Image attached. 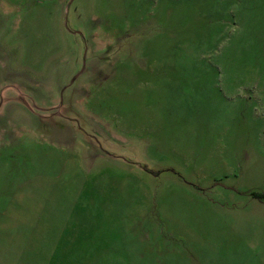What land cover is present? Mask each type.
Returning a JSON list of instances; mask_svg holds the SVG:
<instances>
[{
    "label": "rangeland",
    "instance_id": "rangeland-1",
    "mask_svg": "<svg viewBox=\"0 0 264 264\" xmlns=\"http://www.w3.org/2000/svg\"><path fill=\"white\" fill-rule=\"evenodd\" d=\"M0 99V264H264V0H0Z\"/></svg>",
    "mask_w": 264,
    "mask_h": 264
},
{
    "label": "water",
    "instance_id": "water-1",
    "mask_svg": "<svg viewBox=\"0 0 264 264\" xmlns=\"http://www.w3.org/2000/svg\"><path fill=\"white\" fill-rule=\"evenodd\" d=\"M6 102H11L13 104L16 103V101L14 100L13 94L11 92L6 93ZM0 104H1V99H0ZM24 105H25V103H24ZM21 107H23V106L21 105ZM25 107L28 108L27 105H25ZM25 107H23V108L28 113V110Z\"/></svg>",
    "mask_w": 264,
    "mask_h": 264
}]
</instances>
